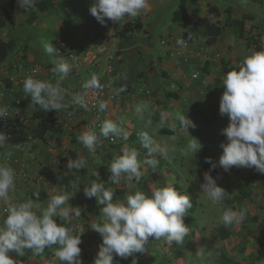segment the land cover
<instances>
[{
	"label": "crops",
	"instance_id": "crops-1",
	"mask_svg": "<svg viewBox=\"0 0 264 264\" xmlns=\"http://www.w3.org/2000/svg\"><path fill=\"white\" fill-rule=\"evenodd\" d=\"M76 1L66 0V5H71L74 16L78 17L77 14L80 15L79 17L81 18L78 20V24L81 30L83 29L87 33L100 34L86 49L89 54L87 63L79 69H75L70 61L64 59L56 52L48 54L45 51L44 43L42 44L40 39L43 38L41 33L48 24V19L46 20L49 15L48 12L34 8L29 13L30 16L34 15L33 18H22L19 21L15 13L18 8L19 10L21 8L16 1L14 12L16 26L13 31L14 34H11L8 40L13 39L16 44L21 43L25 46V58L28 61L42 64L45 69L43 71L44 77H48L49 71L57 67V62L59 61L69 63L72 68L60 83V86L68 93L66 96L68 108L56 111L52 116L47 115L43 118H35L34 114L39 111L40 107L32 104L30 96L25 98L21 106L24 121L20 124L15 138L11 142H5L3 148L6 157L13 162L11 167L15 173V190L9 193V204H5L0 200V225L3 224L6 218L8 207L26 202L29 198L34 200L33 211L37 214L46 210L51 197L62 193L59 186L52 181V176L56 173H61L66 177L72 176L76 180V185L72 190L68 191V193H74L68 203L73 208H79L80 216H73L70 224H65V226L72 227L74 232H79L80 228L85 230L81 236L82 243L79 245L82 250L81 260L83 264H93L99 251V246L102 244V237L99 233L92 230L91 226L94 223L100 225L104 223L105 218L101 211L104 206L99 205L95 198H86L83 193V187L90 185L93 181L104 183L106 188L111 187L115 191L114 202H124L128 195L135 194L137 191L144 192L150 196L156 189L172 187L173 183L169 180H172L173 176L168 174L159 163H156L155 167L144 164L146 157L141 151H138V160L141 163L142 172L139 183L133 181L131 184L122 182L121 185H115L109 180L110 176L100 178L99 181L91 180V175L96 177H100L103 173L111 175L108 167L112 160L118 155H122L121 149L123 146L126 145L128 148L134 149L135 142L129 138L125 140L122 133L120 137H100L102 144L95 152L85 148L80 143L79 137L85 131H93L99 136L101 126L98 125L96 117L88 114L84 108L73 101V95L78 94L85 100L89 89L86 90L84 84L91 79L92 75L97 77L100 84L118 83L116 87L108 90L104 96V103L107 104V108L104 110L105 117L103 121L112 120L117 122L129 137V132L134 129L133 110L137 106L142 105L140 103L149 102L145 99L150 93L156 92L161 86L167 87L170 81L174 79L180 84L183 83L188 93H191L193 97L198 98L199 96L201 103H203L209 98L206 84L208 82L215 83L218 80V87L223 85V76L231 70H238L250 53L247 49V41L238 39L230 29H226L223 36L214 45L210 46L207 44L208 36L206 31L198 28L199 32H204L205 37L202 36L203 34L198 36L194 31V41L187 42L185 40L187 46L185 48L178 47L176 41L183 38V28L179 24L173 23L171 17L179 2L172 6L171 11L167 13L168 15H162V10L164 11V8H166L165 5L153 6L152 16L154 21L151 24L152 27L147 29L143 25L142 31L134 32L128 38H122L117 33L125 24L136 19V17L131 20L125 18L119 22H112L106 18V26H102L85 6L90 3V9L92 0L88 3L84 2V7L83 9L80 8V11L74 9L73 3ZM252 1L254 0H235V2L234 0H187L191 25L193 26L198 17L208 15L207 3L209 2L220 9L222 14L220 21L222 23L226 16L225 9L232 7L234 12L240 11L242 12L241 14L253 16L254 21L252 23L256 26H262L264 25V0L260 4L262 8L258 12L245 6ZM152 5H154V2ZM192 6L194 8L200 7L201 11L194 14V17L191 12ZM42 20L44 21L39 24V21ZM216 20L213 17V21ZM250 25L251 23L246 28L248 29ZM7 27L10 26L7 25L4 29ZM197 37L200 38L202 45L197 42ZM118 41H123L124 45L120 46ZM96 55V63H91L92 58ZM10 56L12 55L10 54ZM10 56L6 62L0 65V71L8 63L12 62L11 59L13 58ZM206 62L209 63L207 66L205 65ZM223 62L226 63L222 64ZM60 75L55 73L54 79L60 80ZM129 84L133 85V87L127 86ZM120 87H124L126 90L116 95L115 90ZM174 91L180 96L178 100L168 99L166 97L167 92H163L164 100L167 99L169 101L168 104L166 102V105L171 106L175 101L174 105L179 107L181 111L174 115H183L191 118L195 113L189 108L192 105L191 101L188 100L186 94L181 95L182 90L175 89ZM223 92L224 86L222 92L220 90L214 96V99L219 102ZM13 95L14 93L11 96ZM164 96L162 95V97ZM133 97L137 99L133 100ZM197 98L193 99L197 100ZM131 100H133V104L129 103ZM136 101L141 102L136 104ZM202 109L205 112L204 114H209L207 109L203 107ZM121 120H123L122 124L120 123ZM153 120L152 122L157 127L156 131H160L163 128V125L159 123L160 119L155 118ZM223 122L222 124L226 126L220 125L219 130L221 131L228 126V118ZM48 125H58L63 130L57 132L46 129ZM206 130L202 129L201 131H204L203 139L208 140V132L206 133ZM207 145L206 148H215L217 146L213 143ZM69 159H80L84 164V168L79 170L67 169L66 165ZM151 159H153V156ZM168 183L169 185H165ZM36 191H40L39 200L33 195V192ZM69 205L66 204L65 207ZM55 219L58 224L63 223L59 217ZM149 239L148 251L145 253H134L138 264L197 263L192 261L198 256L193 254V251L198 250L197 240L188 242L184 239V242L178 245L182 256L177 258L173 251L174 242L169 244L164 238L152 240L150 237ZM56 251L54 250L50 255H36L31 249H25L22 256H19L15 251H11L9 256L17 261L18 264H63L56 257ZM113 255L114 259H121L115 254ZM132 258L129 257L125 261L131 264Z\"/></svg>",
	"mask_w": 264,
	"mask_h": 264
},
{
	"label": "clouds",
	"instance_id": "clouds-1",
	"mask_svg": "<svg viewBox=\"0 0 264 264\" xmlns=\"http://www.w3.org/2000/svg\"><path fill=\"white\" fill-rule=\"evenodd\" d=\"M20 8L34 9L35 0H17ZM150 9L149 0H94L90 7V14L102 26H106L107 20L119 22L122 19L139 17L142 12ZM191 39V37H188ZM180 48L187 46L185 39L176 41ZM264 47V39L261 41ZM48 54L57 52L53 44H45ZM72 65L67 62H57V67L52 69L59 73L60 80L56 84L34 79L31 76L23 81V90L26 96L31 97L33 105H38L45 111L68 108L66 102L67 91L60 86L61 81L67 76ZM126 79V77H125ZM224 92L220 99L219 113L227 116L229 123L221 134L226 137L227 142L221 143L223 149L218 164L211 158H205V163L210 165L208 172L203 174V183L200 185L202 193L213 204L224 201L228 193L217 185V180L210 174L217 167L228 172L233 166L242 168H255L264 174V50L254 51L247 56L238 70H231L223 76ZM100 81L95 75L84 84V88L99 89ZM126 89L120 87L115 94L124 92ZM73 101L87 110V104L80 95H73ZM147 106H137L135 111L141 114ZM107 104L100 102L99 109L106 110ZM163 115V114H162ZM7 117V109L0 107V119ZM182 127H195L194 123L183 115L178 116ZM123 123V120L120 121ZM152 120H146L145 127H150ZM128 139L122 127L112 120H104L99 136L93 131H85L80 137V143L88 150L95 152L101 146L103 138L120 137ZM142 146L148 150L151 156L158 149L154 147L155 141L147 131L139 134ZM8 140L4 132H0V146ZM199 147V150H197ZM202 145L194 138L187 145L185 155L195 154L201 150ZM122 155L115 157L110 163L108 170L111 173L109 180L115 185L122 182L131 184L133 181L139 183L142 172L141 163L138 160L137 149H130L126 145L121 149ZM157 161L145 158L144 164L155 167ZM66 168L79 170L84 168L80 159H69ZM15 173L10 167L0 166V200L9 204V193L15 190ZM84 196L88 199L95 198L99 205H103L102 213L105 218L102 225L94 223L91 229L102 237V244L94 259L93 264H113L114 255L127 260L133 257L131 264H138L134 253H145L148 251L150 237L152 240H164L177 245L184 242L190 229L184 223V217L192 208L188 195L178 193L173 187H163L152 192L151 196L137 191L128 195L124 202H114L115 191L104 186V183L93 181L90 185L83 187ZM39 200L40 191L33 192ZM74 193L62 192L51 197L46 210L40 214L33 211V199L26 202L14 204L8 207L6 218L0 225V264H18L9 253L15 251L19 256L23 255L25 249H31L34 254L40 255L46 248L53 245L58 246L56 257L63 264H83L81 260L82 243L81 236L85 230L80 228L74 232L70 224L73 216L79 217V208L69 205V200ZM69 205L65 207V205ZM247 214L246 209L235 211L226 210L221 216V222L225 226L239 225ZM59 217L63 223L58 224Z\"/></svg>",
	"mask_w": 264,
	"mask_h": 264
},
{
	"label": "rangeland",
	"instance_id": "rangeland-1",
	"mask_svg": "<svg viewBox=\"0 0 264 264\" xmlns=\"http://www.w3.org/2000/svg\"><path fill=\"white\" fill-rule=\"evenodd\" d=\"M35 1L42 2L43 0ZM89 1L91 0H77L73 3L74 9L80 11V8L83 9L84 7V2L88 3ZM153 2L154 5H152ZM177 2H179V0H149L150 9L141 13L140 16L132 20L131 23L135 24L137 21H140L142 25H145L147 29H149V27H152L151 24L154 21V17L152 16L153 6L165 5L166 8H164V11L162 10V15H168L167 13L171 11L172 6L177 4ZM52 3L53 6L46 10L49 14L46 17V20L48 19V24L46 29L41 33V35H43V38L40 39L42 44L44 43L45 46V44L52 43L55 47L60 41H67L80 50H86L90 43L99 37L100 34L87 33L85 30H81L78 24V20H80L81 17H79V14H77L78 17L73 15L72 7L71 5H66V0H52ZM91 3L93 5L94 0H92ZM85 6L87 10H89L90 3ZM245 6L257 12L262 8L260 4L254 1L247 3ZM30 12H32V9L24 10L21 8V10H19L18 8L15 16L19 21H21L22 18H33L34 15L30 16ZM191 12L194 17V14L201 12L200 7L194 8L192 6ZM234 13L235 16L240 17L242 12L235 11ZM43 21L44 20L39 21V24ZM248 26L249 23L247 24V27ZM14 30L15 28L11 27L0 29L1 38L8 40L10 35L14 34ZM194 31L198 36L203 34L202 36L205 37L204 32H199L198 28H196V30L194 28ZM133 34H131V36ZM199 39L200 38L197 37V42L199 45H202ZM118 43L120 46L124 45L123 41H118ZM25 54V46L21 43L16 44V48L11 53L12 56H10L13 58L11 61H15L20 57H25ZM116 54L118 53L116 52ZM225 63L226 62H223L222 64ZM117 85L118 83L116 82H110V84H108L109 90ZM206 85L207 88H205L209 93V98L203 103H201L199 96L198 98L193 97L191 93H188L183 83L180 84L174 79L170 81L167 86L168 88L166 86H161L156 92L150 93L146 97L147 99H145L149 102L140 103L141 101H136V104L140 103L147 107L143 112V119H141V114L133 110L134 116L132 119L134 129L129 132L130 136L128 138L131 139L133 135H139L142 131H147L155 141L154 147L158 150L151 156H148V150L142 146L140 140L135 141L134 149L141 151L147 158L153 156L155 161L156 158H161L164 163L166 162L170 165V168L175 170L181 177L179 181H175L176 179L173 176V179L169 181L172 183L178 182L183 193L186 195L191 193L198 195V212L196 214H187V216L184 217V223L190 229L189 234L185 237L186 241H198V250L193 251V254L198 255L192 260L197 262L195 264H264V174L258 173L254 167L242 168L233 166L228 172H225L222 168H220L218 172L214 170L211 171L210 174L217 180V185L228 193L222 203L213 204L208 200L206 195L202 193L200 188V185L204 182L203 174L210 169V165L205 163V158H210V154L207 155L199 151L195 154L189 153L185 155L187 145L191 142V138L196 139L202 145L201 148L207 147L209 143H213L217 145L215 148L221 151L213 160V162L218 164L223 154V149L220 145L221 143L227 142L226 137L221 134L222 131L219 130V127L220 125H224L222 123H224L223 121L228 117L226 115H220L218 106L220 101L218 102V100L214 99V96L220 90L222 92L223 85L218 87V80H216L215 83L208 82ZM127 86H131V84ZM131 87H133V85ZM175 89L179 91L182 90L181 95L186 94L188 100L191 101L192 105H190L189 108L195 113L191 118H187L194 123L195 127H188L186 130L182 127L178 115H174L181 111L179 107L174 105V100L171 106L166 105V102L168 104L169 101L167 99V101L164 100L165 96L163 92L177 93L174 91ZM162 95L164 97H162ZM193 98H197V100ZM135 99L137 98L133 97V100ZM133 100L129 103L133 104ZM202 107L207 109L209 114H204L205 112ZM155 118L160 119L159 123L163 125V128L158 132L153 122L150 127H145L146 120H153ZM202 129H207L206 133L208 132V140L203 139L204 131H201ZM197 150H199V147ZM157 163L159 162L157 161ZM165 185H169V183ZM242 208L247 210L244 220L239 225L227 226L226 230L229 233L228 238L222 240L218 235V228L223 224L220 219L221 216L228 209L239 211ZM179 249L180 246L175 243L173 251L177 258L182 256V252L179 251ZM221 254L225 255L228 261L221 260Z\"/></svg>",
	"mask_w": 264,
	"mask_h": 264
},
{
	"label": "trees",
	"instance_id": "trees-1",
	"mask_svg": "<svg viewBox=\"0 0 264 264\" xmlns=\"http://www.w3.org/2000/svg\"><path fill=\"white\" fill-rule=\"evenodd\" d=\"M17 0H0V29H3L7 25H9L11 28H15L16 26V19L14 16L15 12V4ZM254 2L258 4H262L263 0H254ZM35 8L39 9L40 11H46L49 8L53 6L52 0H43L42 2H35ZM208 7V15L204 17H198L195 22L193 23V26L191 25V18L190 13L188 10L187 0H180L177 8L173 11L171 20L173 23L179 24L183 28V38L187 42H193L194 41V28H202L206 31L208 39L207 44L212 46L214 45L224 34L226 29H230L233 34L238 39H243L247 41V49L249 53L251 54L254 51H260L264 50V47H262L261 41L264 39V25L262 26H256L252 22L254 21V17L249 14H241L240 17H237L234 15V11L232 7H228L225 9V19L222 23L220 21V17L222 16L220 9L211 4L207 3ZM213 17L216 18V21H213ZM248 23H251L250 27L247 29L246 26ZM143 30V25L140 21H137L135 24H132L131 22H128L125 24V26L117 33L118 36L122 38H128L131 34L134 32H139ZM188 37H191V39H188ZM16 48V41L13 39H10L8 41H5L0 36V65H2L4 62H6L10 56V54L14 51ZM209 63L206 62L205 65L207 66ZM166 97L168 99H174L178 100L180 96L177 93H171L167 92ZM66 99V98H65ZM56 112V110H50L45 111L44 109L40 108L37 113L34 114L35 118H43L47 115L52 116V114ZM46 129L61 132L63 128L58 125H48L46 126ZM139 135H133L131 137V141H139ZM200 152L209 155L212 160L215 159L216 156L220 154L219 149L215 148H201ZM156 161L159 162L160 165L165 169L168 174L175 177V181L180 180V175L170 168V165H168L166 162L161 158H156ZM167 166V167H166ZM220 170V167H217L214 171L218 172ZM106 176H110L107 173H103L100 177H96L95 175H91V180H97L99 181L100 178H104ZM52 181L59 186L60 190L62 192H68L72 190L76 185V180L74 177L69 176H63L61 173H56L52 176ZM172 187L180 194L186 195L183 193L182 188L178 184V182L173 183ZM190 197L192 208L188 210V214H196L198 212V195L195 193L187 194ZM226 227L224 224H222L218 228V235L222 240H225L228 238V231L226 230ZM56 245H53L50 248H46L42 254L50 255L54 250H57ZM40 254V255H42ZM221 260L228 261L226 259L225 255L221 254ZM113 264H129L127 261L123 259H113ZM143 264V263H140ZM224 264V263H222Z\"/></svg>",
	"mask_w": 264,
	"mask_h": 264
},
{
	"label": "built area",
	"instance_id": "built-area-1",
	"mask_svg": "<svg viewBox=\"0 0 264 264\" xmlns=\"http://www.w3.org/2000/svg\"><path fill=\"white\" fill-rule=\"evenodd\" d=\"M57 54L71 62L75 69L81 68L87 63L89 54L86 50H80L68 42L60 41L56 44ZM97 55L92 58L91 63H96ZM94 65V64H93ZM44 67L37 62L28 61L25 57H20L6 65L0 71V107L7 109V117L0 119V132L8 136L6 142H11L15 138L20 124L24 121L21 106L27 97L23 90V81L32 77L34 79L56 84L55 73L50 70L48 77L43 76ZM109 90V86L101 84L99 89H89L85 96L87 113L98 119V125L103 123L105 111L99 109L100 102H104V96ZM14 93L13 96H11ZM11 99V100H10ZM113 140V139H112ZM4 146H0V166L11 167V162L4 154ZM15 181V177H14Z\"/></svg>",
	"mask_w": 264,
	"mask_h": 264
}]
</instances>
